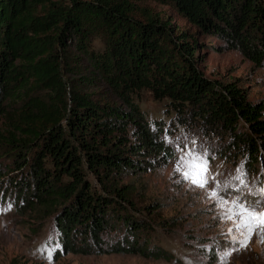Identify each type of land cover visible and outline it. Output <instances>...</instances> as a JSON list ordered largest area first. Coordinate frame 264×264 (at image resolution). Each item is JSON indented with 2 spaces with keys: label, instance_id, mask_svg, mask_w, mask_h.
I'll return each instance as SVG.
<instances>
[{
  "label": "trees",
  "instance_id": "1",
  "mask_svg": "<svg viewBox=\"0 0 264 264\" xmlns=\"http://www.w3.org/2000/svg\"><path fill=\"white\" fill-rule=\"evenodd\" d=\"M59 1L0 0V143L9 149L0 183L7 178L17 190L21 214L55 219L68 253L89 243L100 249L103 237L117 233L103 252L163 257L148 248L147 234L149 224L165 220L158 207L140 205L124 180L171 158L172 125L214 134L253 170L264 167V100L205 77L199 41L162 8L261 65L264 0H71L75 11L100 15L114 33V44L89 56L92 68L73 86L61 74L56 47L82 24ZM168 40L180 60L174 66L162 45ZM146 94L166 102L176 123L152 120L140 108Z\"/></svg>",
  "mask_w": 264,
  "mask_h": 264
},
{
  "label": "rangeland",
  "instance_id": "2",
  "mask_svg": "<svg viewBox=\"0 0 264 264\" xmlns=\"http://www.w3.org/2000/svg\"><path fill=\"white\" fill-rule=\"evenodd\" d=\"M58 4L72 9L82 24L65 47H56L61 74L67 85L73 86L92 68L89 56L106 53L114 44V33L100 15L86 10L75 11L71 0H60ZM162 10L173 19L175 25L190 31L199 41L201 50L198 55L202 58V64L200 62L198 67L205 77L234 82L246 92L249 100H264V64H255L220 38L204 35L174 10L168 7ZM162 45L167 51L168 65L179 63L172 43L168 40ZM35 94L43 96L38 92ZM140 108L156 122L175 121L173 114L168 111L167 103L158 102L149 94L144 96ZM2 123L0 121V126ZM172 126L166 138L171 148V158L152 172L124 180V183L135 186L139 200L144 202L140 205L158 207L159 215L165 220L160 225L156 222L149 224L151 228L147 234L152 240L148 248L161 250L163 257L103 252L114 241L112 235L117 233L103 237L100 249L94 243H89L81 251L68 253L63 247L55 219L21 214L15 204L18 192L13 186L9 187V180L4 178L0 190H4V193L13 192L14 195L3 198L0 194V264H264V228L255 229L247 245L240 247L239 241L243 236L235 231L229 234V229H234L235 224L234 220L225 218L224 211L230 206L224 204L225 200L240 198L245 203L264 202L262 164H255L253 170L248 160L230 152L220 137ZM189 149L206 155L208 159L212 178L207 188L192 185L177 171L180 157ZM8 152L9 149L0 143L1 169L9 163ZM237 169L243 174V185L236 179L240 174ZM89 182L98 188L95 180L89 178ZM217 185L219 196L223 198L221 200L209 195V191ZM143 235L141 244L145 241V231ZM50 237L49 247L59 245L51 252L42 247ZM74 244L79 248V242H72V247ZM233 248L235 250L231 255L223 256L226 249Z\"/></svg>",
  "mask_w": 264,
  "mask_h": 264
},
{
  "label": "snow or ice",
  "instance_id": "3",
  "mask_svg": "<svg viewBox=\"0 0 264 264\" xmlns=\"http://www.w3.org/2000/svg\"><path fill=\"white\" fill-rule=\"evenodd\" d=\"M208 159L206 155L197 153L189 149L184 155L180 157L178 162L177 171H180L183 177L188 180L192 185L200 188H207L211 173L209 172ZM240 173V170L237 169ZM241 185L244 184L243 174L240 173L237 177ZM219 185L209 191L210 197L216 198L217 200L223 199L219 196L218 192ZM238 191V189H236ZM264 191V190H262ZM225 205H230L224 209L225 218L234 220V229H229L231 235L233 231L240 233L243 239L239 241L240 247H245L248 240L251 238L252 233L257 228H264V202H257L256 204L245 203L240 198H235L231 201H224ZM52 238L43 245V248H47L49 252L54 251L59 245L56 244L49 247ZM235 250L226 249L223 253L224 257L231 255V252Z\"/></svg>",
  "mask_w": 264,
  "mask_h": 264
}]
</instances>
